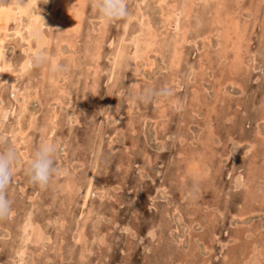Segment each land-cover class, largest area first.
Instances as JSON below:
<instances>
[{
    "label": "rangeland",
    "instance_id": "rangeland-1",
    "mask_svg": "<svg viewBox=\"0 0 264 264\" xmlns=\"http://www.w3.org/2000/svg\"><path fill=\"white\" fill-rule=\"evenodd\" d=\"M0 1V135L19 159L0 264H264V0H125L108 25L92 0ZM41 44L62 71L29 70ZM49 138L61 174L42 188L26 167Z\"/></svg>",
    "mask_w": 264,
    "mask_h": 264
},
{
    "label": "clouds",
    "instance_id": "clouds-1",
    "mask_svg": "<svg viewBox=\"0 0 264 264\" xmlns=\"http://www.w3.org/2000/svg\"><path fill=\"white\" fill-rule=\"evenodd\" d=\"M47 3L48 0H43ZM92 7L96 11L100 21L111 24L128 15L125 0H92ZM37 34L36 39L39 40ZM48 65L53 72L63 70L58 61H52L45 53L43 46H38L29 54V70L38 69ZM174 96V88L171 86L160 88H145L138 93L136 99L149 103L153 99L167 101ZM58 145L50 139L42 140L34 147L30 159L27 161L26 174L30 181L40 187H46L54 176H59L60 170L55 166V158L58 153ZM17 152L6 136L0 135V220L7 219L12 213V204L7 196V189L16 171ZM194 194V193H193Z\"/></svg>",
    "mask_w": 264,
    "mask_h": 264
},
{
    "label": "bare ground",
    "instance_id": "bare-ground-1",
    "mask_svg": "<svg viewBox=\"0 0 264 264\" xmlns=\"http://www.w3.org/2000/svg\"><path fill=\"white\" fill-rule=\"evenodd\" d=\"M7 1H8V0H7ZM14 1H15V0H14ZM17 1H18V0H17ZM33 1L35 2V0H33ZM55 1H56V0H55ZM66 1H67V0H66ZM66 1H65V2H66ZM161 1L164 2V0H161ZM203 1H204V0H203ZM208 1H209V0H208ZM222 1H223V0H222ZM224 1H225V0H224ZM2 2H3V0H2ZM9 2H10V1H9ZM27 2H29V1H27ZM34 2H32V3H34ZM53 2H54V0H53ZM69 2H70V1H69ZM158 2H159V1H158ZM194 2H196V1H194ZM204 2H205V1H204ZM261 2H262V1H261ZM54 3H56V2H54ZM175 3H176V2H175ZM186 3H187V2H186ZM17 4H18V3H17ZM19 4H20V2H19ZM24 4L27 5L26 3H24ZM59 4H60V3H59ZM64 4H65V3H64ZM64 4H63V5H64ZM71 4H72V3H71ZM227 4L230 5L229 3H227ZM227 4H226V5H227ZM237 4H238V2H237ZM22 5H23V4H22ZM25 5H24V6H25ZM53 5H56V4H53ZM61 5H62V3H61ZM188 5H189V4H188ZM217 5H220V2H219V1H218V4H217ZM221 5H222V4H221ZM223 5H224V4H223ZM226 5H225V6H226ZM257 5H259V4H257ZM10 6H11V5H10ZM27 6H28V5H27ZM29 6H30V4H29ZM29 6H28V7H29ZM49 6H50V5H49ZM66 6H67V5H66ZM68 6H69V5H68ZM68 6H67V9L65 8V10H68V8L70 7V6H69V7H68ZM71 6H72V5H71ZM186 6H187V5H186ZM214 6H216V5L214 4ZM263 6H264V5H263ZM221 7H222V6H221ZM236 7H237V6H236ZM6 8H7V9H6ZM23 8H24V10H25L26 7H23ZM23 8H22V10H21V7H20V9H18V10L23 11ZM33 8H34V7H33ZM52 8H53V10H52ZM54 8H55V6L51 7V10L54 11ZM63 8H64V6H63ZM70 8H71V7H70ZM78 8H79V7H78ZM78 8H77V9H78ZM231 8H232V7H231ZM263 8H264V7H263ZM5 9H6V10H5ZM5 9H4V5H3V4L1 3V1H0V11H1V10H3V11L5 10V11L7 12V15L10 16V14H11V9H10V7H9V6H6ZM35 9H36V8H35ZM57 9H58V8H57ZM71 9H72V8H71ZM73 9H74V8H73ZM200 9H201V8H200ZM219 9H220V8H219ZM16 10H17V9H16ZM30 10H31V9H30ZM217 10H218V9H217ZM231 10H232V9H231ZM234 10H235V9H234ZM31 11H32V10H31ZM40 11H41V10H40ZM60 11H61V10H60ZM70 11H71V10H70ZM256 11H257V9H256ZM29 12H30V11H28V13H29ZM32 12H33V11H32ZM35 12H36V11H35ZM47 12H48V11H47ZM62 12H64V11H62ZM62 12H61V13H62ZM67 12H68V11H66V13H67ZM71 12H72V11H71ZM74 12H75V11H74ZM74 12H73V13H74ZM221 12H222V11H221ZM232 12H233V11H232ZM238 12H239V11H238ZM14 13H15V12H14ZM68 13H69V12H68ZM68 13H67L66 16H68ZM20 14H21V12H20ZM23 14L26 15V11H25V12L23 11ZM31 14H32V13L30 12V15H31ZM34 14L36 15V13H34ZM64 14H65V12L63 13V15H64ZM71 14H72V13H71ZM159 14H161V13H159ZM228 14H229V13H228ZM232 14H233V13H232ZM12 15H13V14H12ZM30 15H29V17H30ZM32 15H33V14H32ZM69 15H70V14H69ZM224 15H225V14H224ZM252 15H253V14H252ZM14 16H15V15H14ZM14 16H12L13 19H14ZM39 16H40V15H39ZM31 17H33V16H31ZM76 17H77V16H75V18H76ZM179 17H180V16H179ZM9 18H10V17H9ZM40 18H41V17H40ZM40 18H39V19H40ZM63 18H64V16L62 17V20H63ZM68 18H69V17H68ZM176 18H177V17H176ZM225 18H226V16H225ZM33 19H34V17H33ZM65 19H66V18H65ZM73 19H74V18H73ZM130 19H131V18H130ZM146 19H147V18H146ZM180 19H181V18H180ZM226 19H227V18H226ZM234 19H235V18H234ZM257 19H258V18H257ZM1 20H2V19H1ZM4 20H5V19H4ZM34 20H35V19H34ZM231 20H232V19H231ZM237 20H239V19H237V17H236V21H237ZM15 21H16V19H15ZM37 21H38V20H36V24L39 22V21H38V22H37ZM40 21H41V20H40ZM75 21H76V20H75ZM222 21H223V20H222ZM0 22H1V21H0ZM17 22H18V21H17ZM64 22H65V21H64ZM70 22H71V21H70ZM73 22H74V21H73ZM76 22H77V21H76ZM76 22H75V23H76ZM229 22H230V21H229ZM239 22H240V20H239ZM30 23H31V22H30ZM30 23H29V24H30ZM42 23H43V22H42ZM80 23H81V22H80ZM199 23H200V22H199ZM222 23H223V22H222ZM225 23H226V22H225ZM2 24H3V22H2ZM32 24H33V22H32ZM69 24H70V23H69ZM77 24H79V22H78ZM127 24H128V23H127ZM146 24H147V23H146ZM228 24L230 25V23H228ZM232 24H233V23H232ZM38 25H39V24H38ZM73 25H74V24H73ZM73 25H72V26H73ZM79 25H80V24H79ZM226 25H227V23H226ZM27 26H28V25H27ZM32 26H33V25H32ZM39 26H41V25H39ZM39 26H36V27L39 28V29H41L42 26H41V27H39ZM59 26H60V25H59ZM72 26H71V29L73 28ZM145 26H147V25H145ZM172 26H173V25H172ZM176 26H177V25H176ZM224 26H225V25H224ZM261 26H262V25H261ZM23 27H24V26H23ZM36 27H35V28H36ZM74 27H75V25H74ZM101 27H102V28H105V27H103V26H101ZM147 27H148V26H147ZM149 27H150V25H149ZM225 27H226V26H225ZM26 28H28V27H26ZM22 29H24V28H22ZM39 29H38V30H39ZM232 29H233V28H232ZM234 29H235V28H234ZM240 29H241V28H240ZM17 30L21 31L20 29H17ZM24 30H27V29H24ZM38 30H36L35 32L38 33ZM45 30H46V29H45ZM74 30H75V28H74ZM100 30H102V29H100ZM41 31H42V30H41ZM94 31H95V30H94ZM94 31H93V32H94ZM207 31H208V30H207ZM32 32H33V30H32ZM212 32H213V31H212ZM219 32H220V31H219ZM236 32H237V31H236ZM236 32H235V34H233V35H236ZM2 33H3V32H2ZM6 33H7V32H6ZM17 33H18V32H16V34H17ZM25 33L28 34V32H25ZM41 33H42V32H41ZM75 33L77 34V32H75ZM247 33H248V32H247ZM48 34H49V33H48ZM60 34H61V33H60ZM94 34H95V33H94ZM138 34H139V33H138ZM154 34H155V33H154ZM220 34H221V33H220ZM223 34H224V33H223ZM223 34L221 35L222 37H223ZM227 34H228V33H227ZM24 35H25V34H24ZM29 35H31V34H30V31H29ZM40 35H41V34H40ZM101 35H102V34H101ZM135 35H136V34H135ZM15 36H16V35H15ZM50 36H51V35H50ZM99 36H100V35H99ZM122 36H123V35H122ZM129 36H130V35H129ZM185 36H186V35H185ZM241 36H242V35H241ZM1 37H3V36H1ZM27 37H28V35H27ZM61 37H62V36H61ZM158 37H159V36H158ZM158 37H157V38H158ZM182 37H183V36H182ZM208 37H209V36H208ZM227 37H228V36H227ZM237 37H238V36H237ZM35 38H36V37H35ZM43 38H44V37H43ZM120 38H121V37H120ZM128 38H129V37H128ZM224 38H225V37H224ZM4 39H5V38H4ZM30 39H31V38H30ZM32 39H33V38H32ZM32 39H31V40H32ZM51 39H52V38H51ZM214 39H215V38H214ZM222 39H223V38H222ZM236 39H237V38H236ZM25 40H26V39H25ZM33 40H34V39H33ZM92 40H93V39H92ZM94 40H95V39H94ZM94 40H93V41H94ZM123 40H124V39H123ZM189 40H190V39H189ZM200 40H201V39H200ZM207 40H208V39H207ZM226 40H227V39H226ZM27 41H28V40H27ZM98 41H99V40H98ZM98 41H96V42H98ZM120 41H121V39H120ZM156 41H157V40H156ZM180 41H181V39H180ZM209 41H210V40H209ZM213 41H214V40H213ZM223 41L225 42L224 39H223ZM230 41H231V39H230ZM238 41H240V40H238ZM190 42H191V40H190ZM37 43H38V42H37ZM42 43H43V42H42ZM62 43H63V42H62ZM99 43H100V42H99ZM126 43H127V42H126ZM126 43H125V44H126ZM128 43H129V42H128ZM172 43H173V42H172ZM229 43H230V42H229ZM31 44H32V43H31ZM201 44H202V43H201ZM204 44H205V43H204ZM231 44H232V43H231ZM41 45H42V44H41ZM117 45H118V44H117ZM206 45H207V44H206ZM241 45H242V44H241ZM27 46H28V45H27ZM30 46H31V45H30ZM42 46H43V45H42ZM63 46H64V45H63ZM123 46L127 47L126 45H123ZM158 46H159V45H158ZM162 46H163V45H162ZM167 46H168V45H167ZM45 47H46V46H45ZM147 47H148V46H147ZM224 47H225V46H224ZM244 47H245V46H244ZM29 48H30V47H29ZM31 48H32V47H31ZM117 48H118V46H117ZM117 48H116V49H117ZM123 48H124V47H123ZM142 48H143V47H142ZM150 48H151V47H150ZM205 48H206V47H205ZM246 48H247V47H246ZM7 49H9V48L7 47ZM63 49H64V48H63ZM72 49H73V48H72ZM98 49H99V47H98ZM126 49H127V48H126ZM231 49H232V48H231ZM27 50H29V49H27ZM33 50H34V49H33ZM57 50H58V49H57ZM117 50H119V49H117ZM117 50H116V52H119V51H120V50H119V51H117ZM121 50H122V48H121ZM59 51H60V50H59ZM59 51H58V52H59ZM236 51H237V48H236ZM241 51H242V50H241ZM0 52H1V50H0ZM113 52H114V51H113ZM120 52H121V51H120ZM1 53H2V52H1ZM1 53H0V54H1ZM124 53H125V52H123V53H121V54H124ZM179 53H180V52H179ZM224 53H225V52H224ZM116 54H117V53H116ZM112 55H113V54H112ZM178 55H179V54H178ZM238 55H239V54H238ZM252 55H253V54H252ZM4 56H5V55H4ZM116 56H118V55H116ZM116 56H115V57H116ZM1 57H2V54H1L0 58H1ZM146 57H147V56H146ZM179 57H180V56H179ZM210 57H211V56H210ZM223 57H226V56L223 55ZM50 58H51V57H50ZM94 58H95V55H94ZM94 58H93V59H94ZM181 58H182V57H181ZM52 59H53V58H52ZM97 59H98V58H97ZM97 59H96V61H97ZM118 59H119V58H118ZM174 59H175V58H174ZM223 59H225V58H223ZM72 60H73V59H72ZM147 60H148V58H147ZM138 61H141V60H138ZM142 61H143V60H142ZM154 61H155V60H154ZM72 62H73V61H72ZM111 62L113 63L112 60H111ZM115 62H116V61H115ZM143 62H144V61H143ZM236 62H237V61H236ZM6 63H8V62L6 61ZM9 63H10V62H9ZM21 63H22V62H21ZM113 64H115V63H113ZM223 64H224V63H223ZM223 64H222V65H223ZM241 64H242V63H241ZM8 65H9V64H8ZM73 65H74V64H73ZM136 65H138V64H136ZM140 65H141V64H140ZM144 65H145V64H144ZM23 66H24V65H23ZM93 66H94V65H93ZM118 66H119V65H118ZM149 66H150V65H149ZM245 66H246V65H245ZM8 67H9V66H8ZM24 67H25V66H24ZM27 67H28V66H27ZM138 67L140 68L139 65H138ZM248 67H249V66H248ZM21 68H22V66H21ZM92 68H93V67H92ZM152 68H153V67H152ZM1 69H2V67H1ZM22 69H23V68H22ZM43 69H44V68H43ZM2 70H3V69H2ZM44 70H45V69H44ZM46 71H47V70H46ZM87 71H88V70H87ZM98 71H99V70H98ZM43 73H44V72H43ZM186 73H187V72H186ZM1 74H2V73H1ZM192 74H193V73H192ZM93 75H94V74H93ZM140 75H141V74H140ZM189 75H190V74H189ZM95 76H96V75H95ZM117 77H118V76H117ZM209 77H210V76H209ZM75 79H76V78H75ZM51 80H52V79H51ZM63 80H64V78H63ZM177 80H178V79H177ZM226 81H227V80H226ZM87 82H88V81H87ZM173 82H174V81H173ZM227 82H228V81H227ZM61 83H63V82H61ZM53 84H55V83H53ZM66 84H67V83H66ZM136 86H137V85H136ZM51 89H53V88H51ZM56 90H57V89H56ZM194 90H195V89H194ZM201 90H202V89H201ZM58 92H59V89H58ZM56 97H57V96H56ZM16 100H17V99H16ZM58 100H59V99H58ZM58 100H57V101H58ZM173 101H174V100H173ZM208 101H209V100H208ZM205 102H206V101H205ZM202 103H203V102H202ZM204 105H205V104H204ZM209 106H210V105H209ZM207 107H208V106H207ZM164 109H165V108H164ZM164 109H163V111H164ZM193 109H194V108H193ZM219 109H220V108H219ZM200 111L202 112V110H200ZM54 112H55V111H54ZM195 113H196V112H195ZM56 114H57V113H55V115H56ZM205 114H207V113H205ZM205 114H204V115H205ZM52 115H54V113H53ZM135 115H136V114H135ZM204 115H203V116H204ZM210 115H211V114H210ZM210 115H209V116H210ZM209 116H207V117H209ZM214 116H215V115H214ZM131 118H132V117H131ZM214 118H215V117H214ZM54 119H55V118L52 119V122H54V121H53ZM145 119H146V118H145ZM203 119H204V118H203ZM210 119H211V118H210ZM204 120H205V119H204ZM47 121H48V120H47ZM49 121H50V120H49ZM32 122H33V121H32ZM45 122H46V121H45ZM143 122H144V121H143ZM47 123H48V122H47ZM130 123H131V122H130ZM206 124H207V123H206ZM210 124H211V123H210ZM28 125L32 126L33 124L31 125V124L28 123ZM47 125H48V124H47ZM50 125H51V124H50ZM50 125H49V126H50ZM52 125H53V124H52ZM52 125H51V126H52ZM56 125H57V124H56ZM49 128H50V127H49ZM27 129H28V128H27ZM45 129H47V127H46ZM56 129H57V128H56ZM256 129H257V128H256ZM21 130H22V129H21ZM24 130H25V129H24ZM28 130H29V129H28ZM49 130H50V129H49ZM206 130H207V129H206ZM46 131H47V130H46ZM140 131H141V130H140ZM19 132H20V131H19ZM121 132H122V131H121ZM209 132H210V131H209ZM26 133H27V132H26ZM132 133H133V132H132ZM134 133H135V131H134ZM210 133H211V132H210ZM18 135H20V134H18ZM21 136H22V135H21ZM130 136H132V135H130ZM196 136H197V135H196ZM26 137H27V136H26ZM21 139H22V138H21ZM49 139H50V138H49ZM122 139H123V138H122ZM25 140H26V139H25ZM196 140H197V139H196ZM258 140H259V139H258ZM13 141H14V140H13ZM21 141H22V140H21ZM180 141H181V140H180ZM197 141H199V140H197ZM203 141H204V140H203ZM97 142H98V141H97ZM247 142H248V141H247ZM20 143H21V142H20ZM57 143H58V142H57ZM23 144H24V143H23ZM26 144H27V143H26ZM12 145H13V144H12ZM19 145H20V144H19ZM204 145H205V144H204ZM251 149H252V148H251ZM202 150H203V149H202ZM22 151H23V150H22ZM252 151H253V150H252ZM255 154H256V153H255ZM191 155H192V154H191ZM202 156H203V155H202ZM147 157H148V156H147ZM24 158H25V157H24ZM28 159H29V158H27V160H28ZM147 159H148V158H147ZM18 160H19V159H18ZM190 161H191V160H190ZM19 162H20V161H19ZM187 163H188V162H187ZM189 164H191V163L189 162ZM203 169H204V168H203ZM203 169H202V170H203ZM206 169H207V168H206ZM253 169H255V168H253ZM196 170H197V169H196ZM198 170H199V169H198ZM205 171H206V170H205ZM251 171H254V170H251ZM255 171H256V170H255ZM255 171H254V172H255ZM207 172H208V170H207ZM60 173H61V172H60ZM250 173H251V172H250ZM186 174H187V172H186ZM187 175H188V174H187ZM251 175H252V174H251ZM16 176H17V175H16ZM189 176H190V175H189ZM191 176H192V175H191ZM200 176H201V175H200ZM14 177H15V176H14ZM90 177H92V176H90ZM206 177H207V176H206ZM239 177H240V176H239ZM17 178H18V177H17ZM19 178H20V176H19ZM19 178H18V179H19ZM72 178H73V177H72ZM198 178H199V177H198ZM203 178H204V176H203ZM237 178H238V177H237ZM240 178H241V177H240ZM14 179H15V178H14ZM68 179H69V178H68ZM178 179H179V178H178ZM16 182H17V181H16ZM68 182H69V181H68ZM70 182H71V181H70ZM72 183H73V180H72ZM238 184H240V183H238ZM241 184H242V183H241ZM67 185L72 186L70 183L67 184ZM247 185H248V184H247ZM61 186L65 187V188L67 187V189H69L70 191H72L70 186H69V188H68V186H66V185H64V184L61 185ZM239 186H240V185H239ZM248 186H249V185H248ZM75 188H76V187H75ZM23 189H24V188H23ZM23 189H22V190H23ZM63 189H64V188H63ZM72 189H73L72 193H74L75 190H74V188H72ZM64 190H65V189H64ZM64 190H63V191H64ZM78 190H79V189H78ZM70 191H68V192H70ZM36 192H37V191H36ZM79 193H80V192H79ZM69 194H71V193H69ZM197 194H198V193H197ZM55 195H56V194H55ZM86 195H87V193H85V196H86ZM90 195H91V194H90ZM36 196H37V195H36ZM52 197H53V196H52ZM40 199H41V198H40ZM100 199H101V198H100ZM31 207H32V206H31ZM81 208H82V207H81ZM28 209H29V207H28ZM32 209H33V207H32ZM88 209H89V208H88ZM176 209H177V208H176ZM85 210H86V209H85ZM27 211H28V210H27ZM27 211H24V212H27ZM29 211H30V210H29ZM30 212H31V211H30ZM32 212L34 213V216H35V212H34V211H32ZM32 212H31V214H32ZM11 215H12V214H11ZM79 215H80V214H79ZM234 215H235V214H234ZM32 217H33V216H32ZM25 221H26V220H25ZM28 221H29V219H28ZM85 221H86V220H85ZM30 222H31V220H30ZM34 222H35V221H34ZM23 223H24V222H23ZM23 223H22V224H23ZM27 224L29 225V222H28ZM36 224H37V223H36ZM82 224H83V223H82ZM30 225H31V223H30ZM33 225H34V224H33ZM33 225H31V226L33 227ZM34 226H35V225H34ZM22 228L24 229V227H22ZM37 228H39V227H37V225H36V226H35V229H37ZM23 229H22V230H23ZM28 229H29L28 231H32V233H30V235H31V237H33L32 234H34L33 232H35L36 230H35V229H34L35 231L32 230V229L30 228V226H29ZM26 230H27V229H26ZM26 230H25V231H26ZM38 230H39V229H38ZM38 230H37L36 232H38ZM23 231H24V230H23ZM25 231H24V233H25ZM28 231H27V232H28ZM24 233H23V234H24ZM244 233H245V232H244ZM17 235H18V233H17ZM27 235H28V234H27ZM21 236H22V233H21ZM23 236H24V235H23ZM25 237H26V236H25ZM25 237H24V239H25ZM34 237H35V234H34ZM34 237H33V238H34ZM39 237H40V236H39ZM39 237L36 236L35 239H37V238H39ZM45 237H46V236H45ZM15 238H17V236H15ZM22 238H23V237H22ZM26 238H27V237H26ZM29 238H30V237H29ZM78 238H79V237H78ZM80 238H81V237H80ZM20 239H21V238H20ZM99 239H100V238H99ZM14 240H17V239H14ZM30 240H31V239H30ZM39 240H41V238H39ZM48 240H49V239H48ZM48 240H46V242H47ZM80 240H81V239H80ZM83 240H84V239H83ZM32 241H34V240L32 239L31 242H32ZM35 241H36V240H35ZM49 241H50V240H49ZM49 241H48V242H49ZM72 241H73V240H72ZM98 241H99V240H98ZM237 241H238V240H237ZM23 242H24V244H25L27 241H26V242L23 241ZM37 242H38V240L36 241L35 244H37ZM39 242H40V241H39ZM75 242H76V241H75ZM77 242H78V241H77ZM14 243H15V242H14ZM18 244L20 245L19 242L17 243V245H18ZM19 245H18V246H19ZM28 245H29V244H28ZM79 245H80V244H79ZM13 246H14V245H13ZM15 246H16V245H15ZM15 246H14V247H15ZM30 246H31V245H30ZM251 246H252V245H251ZM255 247H256V246H255ZM22 248H24V247H22ZM57 249H58V248H57ZM263 249H264V248H263ZM14 250H15V248L13 249V251H14ZM18 250H19V248H18ZM80 250H81V249H80ZM83 250H85V249H83ZM13 251H12V252H13ZM24 251H25V250H24ZM27 251H28V250H27ZM262 251H263V250H262ZM14 252H15V251H14ZM14 252H13V253H14ZM59 252H60V251H59ZM20 253H21V252H20ZM20 253H15V254L18 255V254H20ZM22 253H23V252H22ZM12 255H13V254H12ZM24 255H25V254H24ZM26 255H28V254H26ZM31 256H32V255H31ZM57 256H58V255H57ZM10 257H11V256H10ZM18 257L20 258L21 255L18 256ZM32 257H34V256H32ZM81 257H82V256H81ZM251 257H252V256H251ZM24 258H25V257H24ZM82 258H83V257H82ZM82 258H81V259H82ZM30 259H31V258H30ZM32 259H33V258H32ZM83 259H84V258H83ZM9 260H10V259H9ZM258 260H259V259H258ZM16 261H17V260H16ZM21 261H22V260H21ZM80 261H81V260H80ZM83 261H84V260H83ZM10 262L12 263L13 260L10 261ZM255 262H256V260H255ZM8 263H9V262H8ZM15 263H16V262H15ZM82 263H83V262H82ZM263 263H264V262H263ZM19 264H20V263H19ZM22 264H23V263H22ZM32 264H33V263H32ZM247 264H248V263H247Z\"/></svg>",
    "mask_w": 264,
    "mask_h": 264
}]
</instances>
